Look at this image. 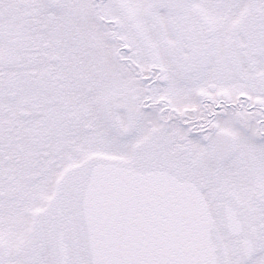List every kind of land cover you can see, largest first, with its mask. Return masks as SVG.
I'll return each mask as SVG.
<instances>
[{
  "label": "snow or ice",
  "instance_id": "snow-or-ice-1",
  "mask_svg": "<svg viewBox=\"0 0 264 264\" xmlns=\"http://www.w3.org/2000/svg\"><path fill=\"white\" fill-rule=\"evenodd\" d=\"M0 264H264V0H0Z\"/></svg>",
  "mask_w": 264,
  "mask_h": 264
}]
</instances>
